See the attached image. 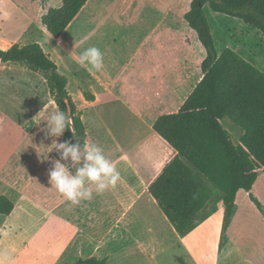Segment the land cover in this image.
Instances as JSON below:
<instances>
[{
	"label": "crops",
	"instance_id": "1",
	"mask_svg": "<svg viewBox=\"0 0 264 264\" xmlns=\"http://www.w3.org/2000/svg\"><path fill=\"white\" fill-rule=\"evenodd\" d=\"M45 1L42 5L41 0H12L17 7L31 10L29 24L35 26L51 5H61L58 0L54 4ZM191 1L126 0L131 10L123 12L125 27L121 30L127 41H117L113 29L104 22L101 25L103 20L89 12L92 0H87L58 37L68 29L73 35H83L82 42L68 49L74 61L90 46L104 55L101 71L84 68L86 90L79 99L86 112H93L95 129L90 138L86 133L85 143L100 146L121 175L115 188L100 194L93 191L92 200L78 205L48 182V171L60 160V153L47 148L61 140L48 135L45 128L44 76L0 62V197L13 204L9 214L0 213V254L22 258L18 264H74L90 257L107 264H264L261 257L254 261L246 253L250 248L244 244L249 241L247 236L232 233L236 203L223 227L225 233L220 220L213 225L208 216L181 235L149 193L150 183L176 153L153 129V122L162 114L178 111L203 75L204 49L184 20ZM84 11V19L77 22ZM41 27L48 35L45 26ZM174 34L181 35L175 42ZM14 43L25 44L9 39L3 49ZM177 48L181 53L174 54ZM28 72L37 81L29 79ZM21 75L27 77L21 79ZM84 93L93 97L86 98ZM18 97H24V103ZM77 110L82 119V111ZM216 210L224 213L223 205ZM259 239L264 241V237Z\"/></svg>",
	"mask_w": 264,
	"mask_h": 264
},
{
	"label": "trees",
	"instance_id": "2",
	"mask_svg": "<svg viewBox=\"0 0 264 264\" xmlns=\"http://www.w3.org/2000/svg\"><path fill=\"white\" fill-rule=\"evenodd\" d=\"M60 1L59 7H49L41 16L46 31L54 38L63 34L87 2ZM205 5L213 12L242 20L264 40V0H192L184 14L206 52L201 63L203 75L178 111L162 114L153 122V129L176 153L149 185V193L181 235L216 211L214 203L208 211L213 189L221 194L224 225L232 217L240 190L248 192L262 210L251 188L264 171V71L233 48L216 52ZM0 62L43 73L58 109L68 111L73 120L74 132L66 129L62 141L86 142L84 123L66 89L67 80L38 42L0 48ZM84 96L93 97L89 93ZM223 119L240 129L238 142L223 127ZM12 208V202L1 196L0 213L9 214ZM204 211L207 212L201 216ZM74 264L107 263L90 257Z\"/></svg>",
	"mask_w": 264,
	"mask_h": 264
},
{
	"label": "rangeland",
	"instance_id": "3",
	"mask_svg": "<svg viewBox=\"0 0 264 264\" xmlns=\"http://www.w3.org/2000/svg\"><path fill=\"white\" fill-rule=\"evenodd\" d=\"M41 1L43 2L41 3L42 5L46 3L45 0ZM49 1L51 4L55 3L54 0ZM125 1L126 0H95L94 2V0H92L91 6L89 7V12L92 13L96 19L103 20L99 21L101 25L102 22H104V26L113 29V36L116 37L117 41H127V39H123L124 33L121 28L125 27V17L123 16V12L128 10L130 11L131 9L125 4ZM58 2L60 5L61 1L58 0ZM18 4L21 5L19 2ZM51 6L55 7V5ZM92 9L93 11H91ZM203 10L210 27V32L214 40L216 52L220 53L225 47L233 48L235 51L241 54L244 59L250 61L254 66L264 71V40L261 38V35L240 19H235L213 12L208 8V6L203 8ZM31 14V10H28V8L26 10L24 7L21 8V6L17 7L16 3L12 2V0H0V48H4L5 41L9 39L20 40V42L25 44L31 41L39 40L37 42H39L44 51L48 53L50 58L56 63L58 72L66 78V89L71 95L73 101H75L74 103L76 107H79V109L82 111L81 115H83V123H85L84 125L87 127L86 133H88V137L90 138L95 131L93 128L94 114L92 111L86 112L85 106L83 107V105H81L82 103H80L79 99V96L82 97L83 91L86 90L84 67L79 66L68 52L69 47L73 45L72 43H77V46L79 42L83 41H79V38L82 39L83 35H73L70 33L71 30L68 29L62 38H54L50 34L47 35L46 33H43L41 20L36 26L29 24ZM142 14L147 20L149 19L144 11H142ZM84 15L85 11L82 13L81 17L77 19V22L83 20ZM26 24L30 25L27 29L24 27ZM141 25L147 27L145 26L146 24L144 22ZM173 37L175 42L179 37H181V35L174 34ZM196 39L198 40L197 36ZM198 43L200 44L199 40ZM200 48L204 49L201 44ZM178 53H181L179 48L174 50V54ZM204 53L206 55L205 49ZM19 70H23V68H19ZM40 74L41 76L43 75L41 72ZM28 75L29 79H34V81H37V78L34 76V74L28 72ZM26 77L27 76L25 75H21V79ZM41 88L43 91V98L41 99H43V104L47 109L46 116H48L52 112H55L59 109L54 102L53 95L49 91L46 80L44 82V86ZM22 96H24V94H22ZM23 98L18 97V101L20 103H24L25 99ZM222 125L228 130L232 140L234 142H238L240 129L227 119L222 120ZM122 131L127 132L125 130H121L120 132ZM1 137L2 135L0 133V138ZM60 140L62 142V136H60ZM254 190L255 191H253V195L256 198L258 197L257 199L262 205V210L256 207V205L249 198L247 192L240 190L236 195V209L234 215L235 219L231 226H233L232 233L237 234L238 236H247L246 239L249 241L244 242V244L250 248L247 249L249 252L246 253H251L252 257L254 258L253 260L256 261L260 257L261 259H264V241L259 239H263L264 237V230L262 229V227L264 228V172L261 174V178L257 181ZM220 197V192H217L213 189L211 205L209 206L208 211L213 206V203L216 204V208L218 205H222ZM206 212L207 211H204L200 215L203 216V214ZM210 216L212 218L211 223L215 222L217 224V221L220 220L222 233H225V231H223V227L226 228V225H224L223 221V211L216 210ZM260 216L262 217L261 220L259 218ZM213 225L215 224L213 223ZM1 234L2 233H0V235ZM21 235L25 234L21 233ZM249 235L253 236L248 237ZM21 239L23 238H20L19 243L23 241ZM14 253L17 254L18 252L15 251ZM256 255L257 258H255ZM24 260L29 262L27 259ZM11 261H13L15 264L23 262L22 258L14 257H11ZM220 264L224 263L221 261Z\"/></svg>",
	"mask_w": 264,
	"mask_h": 264
},
{
	"label": "clouds",
	"instance_id": "4",
	"mask_svg": "<svg viewBox=\"0 0 264 264\" xmlns=\"http://www.w3.org/2000/svg\"><path fill=\"white\" fill-rule=\"evenodd\" d=\"M75 62L89 72H99L104 67V55L98 47L90 46L75 57ZM45 128L47 134L53 137H60L66 129L74 132L69 112L61 110L47 116ZM47 149L48 152L56 150L60 153V160L69 162L55 161L48 171V182L74 205L80 204L82 200H92L93 191L100 194L115 188L121 179L115 164L94 142L70 144L68 141H53ZM0 264H12L7 252L0 254Z\"/></svg>",
	"mask_w": 264,
	"mask_h": 264
}]
</instances>
